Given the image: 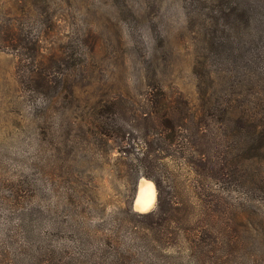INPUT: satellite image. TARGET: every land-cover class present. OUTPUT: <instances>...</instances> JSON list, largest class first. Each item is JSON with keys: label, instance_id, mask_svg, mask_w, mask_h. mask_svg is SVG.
Masks as SVG:
<instances>
[{"label": "rangeland", "instance_id": "1", "mask_svg": "<svg viewBox=\"0 0 264 264\" xmlns=\"http://www.w3.org/2000/svg\"><path fill=\"white\" fill-rule=\"evenodd\" d=\"M0 1L6 11L9 4ZM50 1L47 14L34 7V15L24 17L19 25L27 28L29 23L40 29L43 56L60 54L66 59V82L73 84L77 99L31 95L19 82L17 52L0 48V226L22 220L34 243L51 237L52 221L62 226L79 222L81 230L90 234L96 231L95 224L108 227L113 220L125 230L139 231L142 218L133 213L154 210L157 198L147 211L136 210L133 201L139 181L151 179L142 175L133 154L120 151V147L128 148L127 133L120 147L108 136L97 144L98 137L89 130L99 119L90 107L111 96H140L154 78L165 89L197 101L199 76L194 73V60L201 49L191 14L187 15L190 1ZM231 31L222 54L228 57L225 64L238 74L233 79L246 77L244 71L247 77L253 73L264 77V34L259 38ZM68 131L74 139L72 148L64 144ZM172 151L167 156L165 150L159 153L157 170L171 193L179 194L175 188L182 182L191 183L188 189L193 194L197 180L206 177L203 171L182 166L175 156L178 153ZM70 157L74 160L69 162ZM67 178L76 182L69 184ZM68 185L78 188L77 205L68 204ZM229 191L223 189V196H230ZM232 195L242 196L245 209L242 221L236 223L234 247L221 248L220 258V253L200 259L188 252L193 264H264V199L257 200L259 194ZM143 241L137 239L139 245Z\"/></svg>", "mask_w": 264, "mask_h": 264}, {"label": "trees", "instance_id": "2", "mask_svg": "<svg viewBox=\"0 0 264 264\" xmlns=\"http://www.w3.org/2000/svg\"><path fill=\"white\" fill-rule=\"evenodd\" d=\"M6 1V11L0 4V48L17 52L20 84L31 95L77 99L73 84L66 82V59L60 54L43 56L40 29L29 23L27 28L19 25L21 19L34 15V7L47 14L52 2ZM189 1L187 15L191 14V27L201 49L194 60V73L199 76L197 101L192 103L181 92L165 89L154 78L140 96H111L90 107L99 119L89 130L98 137L97 144L108 136L120 147L128 134V148L119 149L133 154L142 175L154 182L156 208L133 213L142 218L139 231L125 230L113 220L108 227L95 224L96 231L90 234L81 230L79 222L62 226L52 221L51 237L39 243L30 239V229L22 220L4 223L0 226V264H193L188 252L202 259L218 255L221 248L234 247L236 223L245 214L241 195L259 194L257 200L264 199V77L255 73L247 77L244 71L246 77L234 80L237 73L225 64L228 57L222 53L231 30L238 36H263L264 0ZM213 63L224 64L220 68ZM73 140L68 131L65 146L72 148ZM170 148L178 153L175 156L182 166L203 171L206 179L197 180L193 194L191 183L181 182L175 188L179 194L171 193L164 184L157 159L162 150L165 156L172 155ZM225 188L230 190L228 197L223 196ZM66 191L68 204L77 205V186L68 185ZM232 192L241 198H233ZM140 238L144 239L141 245L137 243ZM221 256L222 252L217 258Z\"/></svg>", "mask_w": 264, "mask_h": 264}, {"label": "bare ground", "instance_id": "3", "mask_svg": "<svg viewBox=\"0 0 264 264\" xmlns=\"http://www.w3.org/2000/svg\"><path fill=\"white\" fill-rule=\"evenodd\" d=\"M155 199L154 183L149 179H141L133 201L134 208L138 211H147L154 204Z\"/></svg>", "mask_w": 264, "mask_h": 264}]
</instances>
